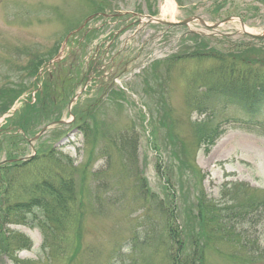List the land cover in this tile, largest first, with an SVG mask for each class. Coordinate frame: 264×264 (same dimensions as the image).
<instances>
[{
	"label": "rangeland",
	"instance_id": "374dc122",
	"mask_svg": "<svg viewBox=\"0 0 264 264\" xmlns=\"http://www.w3.org/2000/svg\"><path fill=\"white\" fill-rule=\"evenodd\" d=\"M180 1L181 5L175 0H0V88L16 86L18 91H22L3 113L6 114L3 117V114L0 115V128L6 125L4 131H7L5 134L0 133V162L8 166L12 161L20 162L19 158L26 159L34 151L53 146L57 156L68 155L76 166L87 164L95 170L105 167L101 170L105 177H99L94 182L99 185L96 204L86 198H81L78 203L80 219L71 228L63 253L52 254L48 247H42L43 234L34 226L33 221L28 224L31 226L8 223L3 227L5 236L1 245L9 246L16 233L26 237L29 243L20 250H14V246H10V256L0 254V264H25V260L44 261L47 264H109L112 258L120 256H135L137 264H168L164 257L167 247L162 246L161 241L145 248L144 245L139 246L142 242L131 235L135 229L140 235L146 229H153L157 236L162 237L158 240H166V220L163 213L169 206L167 201L169 199L170 202V197L167 198L162 189V177L158 174V171H162V154L159 156L155 147L162 152L167 147L162 145L159 138L154 142L148 141V122L155 128L156 123L161 125L159 119L164 116V112L170 111V118L164 117L168 125L171 119L174 120L171 131L186 139L183 141L187 151L186 161L200 171V185L207 198L227 209L244 206L247 196H252L256 202L264 198V135L240 127L243 123H239L237 119L246 121L243 112L227 110L222 119L218 118L219 132L207 146L203 143L198 147L199 144L191 140L188 119L190 117L191 120H197L202 115L198 116L195 111H191L193 107H188L184 97V92L191 86L192 78L186 75V71L193 74L197 69L206 67V64L186 60L184 56L187 51H182L185 47L181 45L182 38L187 37L190 32L203 35L206 45L218 52L244 50L247 46L253 47L259 42L261 44V40L257 41L243 34L237 20L225 22L211 30L197 22H190L188 26H167L159 23L147 24L144 19L143 23H138L131 14L135 12L148 15L149 11H153L149 9L151 7L155 9L154 17L166 21L178 22L189 16L199 15L208 24L229 15L241 16L248 32L260 33L264 31V0ZM111 11L119 12L118 18L98 16L102 13L111 14ZM86 18L90 20L80 30L79 26ZM83 36L85 47L78 46L76 42L83 41ZM65 37L70 38L62 53L64 63H73L74 66L68 68L69 72L58 81L59 93L56 91L52 94L57 101H63V104L61 107L51 108L50 111L48 109L46 113L53 115L58 111L60 118L57 120L72 121L75 118V103L71 106L69 101L85 84L87 87L78 100L84 104L96 94L100 98L105 97L101 87L112 84L115 104L102 107L103 110L98 112V116L107 132L113 133L120 129L131 132L133 129V148L127 154L131 156L133 153L139 161L138 166L133 161L130 164V171L135 173L136 170L139 176L138 184L115 160L112 148L102 154L104 157L98 155L103 151L104 136L96 147L83 145L82 135L73 121H70L72 124L51 126L31 143L27 139L51 120L38 125L32 134L26 133V137L20 135L17 132L19 130L14 131L15 125L7 126L5 122V119L16 115L25 102L31 104L35 101L36 88L41 87L46 82L47 73L52 72L54 66L50 60L58 55ZM77 46L82 48L81 53L76 51ZM104 48H109L108 55L104 54L105 58L102 60L106 63V71L103 74L99 68L100 71L96 73L94 68L101 62L94 64V53L96 49L101 51ZM181 51V56L176 54ZM172 53H175L172 55L174 57L171 56ZM30 55L43 58L45 62L35 76L28 78L26 71H19L17 68L31 67L28 62L33 57L28 60ZM111 56H115L113 66L108 69ZM164 57H169L171 65L166 67V58L160 59ZM157 61L159 63L155 64ZM38 74L40 77L36 80ZM154 97H159L160 100L153 105ZM48 101L51 102V98ZM262 120L264 111L248 122L259 124ZM157 128L161 134H165V128ZM8 133L13 136L7 137ZM168 173L175 179L173 189L175 186V198H179L175 170L169 168ZM179 176L181 191L195 190V178L187 183V174L184 171ZM8 178L9 175L6 176ZM192 183L195 185H190ZM140 188L143 191L148 188V192L140 193ZM179 199L182 201L181 197ZM191 199L192 196L189 201ZM235 209L243 217L234 218L238 215L232 209L228 212V218L235 221L230 224L238 232H243L244 238L239 243L235 238L226 236L228 242L218 239L216 243H211L206 248V262L244 264L247 260L249 264H264V205L250 210L247 215L241 213L242 209ZM182 233L184 241H190L185 230Z\"/></svg>",
	"mask_w": 264,
	"mask_h": 264
},
{
	"label": "trees",
	"instance_id": "16d2710c",
	"mask_svg": "<svg viewBox=\"0 0 264 264\" xmlns=\"http://www.w3.org/2000/svg\"><path fill=\"white\" fill-rule=\"evenodd\" d=\"M176 1L181 3L180 0ZM149 9L154 11L151 7ZM189 39L192 41V45H183L185 49L182 51H187L184 57L195 60L196 63L206 64L204 65L206 67L197 69L193 74L186 71V75L192 76V78L190 80L191 86H188L184 92V97H186L187 105L189 104L188 107H193L191 111H195L198 116L202 115L201 118L197 117V120H191L190 117L188 119L191 140L195 144H199L198 147L203 143L204 145L212 143L220 129L217 119H222V115H225L227 110L243 112L246 121L242 122L237 119L239 123H243L240 127L264 135V120L259 124L248 122L260 116L264 111V40H261V44L259 42L253 47L247 46L244 50L218 52L206 45L207 42L203 41L205 39L203 36L192 34ZM76 42L81 45L80 42ZM74 53L78 54L77 52ZM31 57L33 56L30 55L28 60ZM42 59L34 56L28 62L31 67L17 69L26 71L28 78L33 77L39 67L44 64L45 61L43 62ZM74 61L76 62V57ZM164 61L166 67L168 64L171 65L168 59ZM64 62L55 64L52 72L47 73L46 82L41 87L36 88V99L33 103L26 104L25 102L24 107L16 115L5 119L7 126L15 125L14 131L19 130L20 132H17L25 136L29 132L32 134L35 128L44 121L60 118L58 111L54 112L53 115L46 112L48 109L50 111L51 108L61 107L60 105L63 104V101H57L52 94H55L56 91L59 93L58 81H61V78L69 72L68 68L74 66L73 63ZM158 63L159 61L155 62V64ZM39 77L38 74L36 80ZM111 86L112 84L101 87L105 93L103 98L96 94L95 97L88 99L87 104L78 101L74 104V124L83 135L84 145L96 147L100 138L104 136L103 151L98 155L101 156L109 148H112L115 160L120 163L124 172L136 179L138 184L139 176L136 170L135 173L130 171V164L133 161L138 166L139 161L136 155L133 156V153L131 156L127 154L133 148V129L131 132L127 129L113 133L107 132L104 129L103 121L98 116V112L103 110L102 107L107 108L115 104V97H113L115 92ZM0 89H2V94H0L1 115L22 91H18L16 86H2ZM153 95L156 96V93ZM50 98L51 102L48 101V103L47 100ZM154 98L153 105L155 101L160 100L159 97ZM164 117L170 118V111L164 112V116L159 119L161 125L156 123V128L150 121L148 123L150 125V141L154 142L155 138H159L169 149L166 148L163 152L161 151L163 157L160 159L162 171L161 173L158 171L159 176L162 177L161 180H163L164 194L167 198L170 197V202L169 199L167 201L169 206L163 213L166 220V240H158L161 236H157L153 229H149L150 232L146 229L142 235L135 229L131 235L135 240L142 242L139 243V246L143 247L144 245L145 248L161 241V245L167 247L165 249L167 254L164 257L168 264H208L206 262L207 246L216 243L218 239H221L222 242H228L226 236L236 237L237 240L244 237L243 232H238L235 230V226L230 224V222L234 223L235 221H230L228 212L232 209L236 210L238 216H234V218L239 219V216H243L235 208L242 209L241 213L247 215L250 210L263 206L264 198L256 202L251 198L252 196H247L244 206L231 207L228 208L229 210L219 207L214 200L208 199L200 185L202 179L200 171L186 161L187 151L183 144L186 139L180 137L179 133L172 132L170 127L173 128L174 120L171 119L168 125ZM158 126L165 128V134L158 131ZM0 129V133L7 132L4 131L6 125ZM11 136L13 135L8 133L7 137ZM136 137L138 139L137 134ZM136 147L137 141L134 148L135 152ZM55 150L53 146H46L42 150H37L27 160L14 161L8 166L0 164V254L10 256V246H14V250H20L26 248L29 243L26 237L16 233L15 236H12V242L9 243V246L1 245L5 236L3 227L8 223L31 226L28 225L31 221L43 234L42 247H48L52 254L63 253L71 228L73 229L77 224L76 220L80 219L78 203L81 198H86L91 203L96 204L99 185H95L94 182L99 177H105L104 171H101L105 167L94 170L87 164L74 166L67 155L57 156ZM158 155L160 156V154ZM169 168L175 170L176 181L180 190L179 198L181 197L182 201L177 197V199L175 198V186L173 189V180L175 179L168 173ZM182 171L187 174V183L195 178L197 185L195 190L181 191L182 184L179 175ZM172 172L174 171L172 170ZM8 175L9 178L6 179ZM139 190L140 193L148 192V188H145L144 191L143 188ZM190 196L192 199L189 201ZM177 220H180V223H177ZM179 226L181 227L179 228ZM184 230L190 241H184L182 235ZM139 237L141 238L139 239ZM132 249L135 248L132 247ZM132 257L134 258L114 257L109 261V264H137L135 256ZM19 263L22 264V262ZM25 264L47 263L25 260Z\"/></svg>",
	"mask_w": 264,
	"mask_h": 264
},
{
	"label": "water",
	"instance_id": "95a60500",
	"mask_svg": "<svg viewBox=\"0 0 264 264\" xmlns=\"http://www.w3.org/2000/svg\"><path fill=\"white\" fill-rule=\"evenodd\" d=\"M146 17L148 18V20H147L148 22H160V23H166V24H168V25H186L189 21H193V20H197L201 25H203V26H205V27H208V28H214V27H216V26L219 25V23H215V24H212V25H207V24L202 20V18H200V17H198V16H195V17H189V18H186V19H184V20H182V21H180V22H165V21H162V20H160V19H158V18H155V17H152V16H146ZM228 20H231V18H230V17H229V18H226V19L223 20L222 22H224V21H228ZM240 23H241V27H242L241 32H243V33H245V34H248V35H251V36H253V37H264V32H263L262 34H258V35H256V34H251V33L247 32V31L244 29L243 23H242V22H240ZM61 53H62V52H60L59 55L56 57V60L60 58ZM77 96H78V93L76 94L75 97H77ZM73 100H74V99L71 100V102L69 103V105L72 103ZM59 122H63V121L60 120ZM51 124H52V123H50V124L44 126V127L39 131V133H38L37 135H35L33 138L29 139V142H30V141H33L34 139H36V138H37L41 133H43V132H44V131H45V130L51 125Z\"/></svg>",
	"mask_w": 264,
	"mask_h": 264
},
{
	"label": "flooded vegetation",
	"instance_id": "af4514ba",
	"mask_svg": "<svg viewBox=\"0 0 264 264\" xmlns=\"http://www.w3.org/2000/svg\"><path fill=\"white\" fill-rule=\"evenodd\" d=\"M133 17H135V16H133ZM97 58L99 59L100 57L98 56ZM112 63H113V59L110 60L109 66L112 65Z\"/></svg>",
	"mask_w": 264,
	"mask_h": 264
}]
</instances>
